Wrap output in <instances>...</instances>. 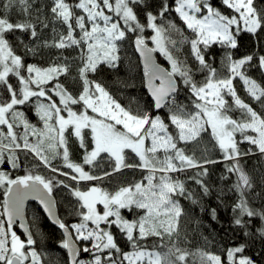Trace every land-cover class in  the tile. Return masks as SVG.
Returning <instances> with one entry per match:
<instances>
[{"label":"snow or ice","instance_id":"6c2138e0","mask_svg":"<svg viewBox=\"0 0 264 264\" xmlns=\"http://www.w3.org/2000/svg\"><path fill=\"white\" fill-rule=\"evenodd\" d=\"M218 4L50 0L35 17L33 0L0 4V165L11 169L0 170V264H44L24 223L30 198L62 232L68 264H264V0ZM13 5L23 19L10 18ZM245 36L251 48L241 52ZM126 41L142 61L146 101L122 103L101 79L119 73ZM69 50L75 55H65ZM27 55L48 59L29 63ZM69 76L77 89L66 86ZM237 83L259 110L238 94ZM205 135L219 159L207 147L197 154ZM73 140L80 162L72 159ZM21 154L35 163L15 174ZM253 157L255 174L246 167ZM216 164L224 166L218 185L209 180V165ZM125 170L141 178L103 186ZM58 189L72 198L68 214L75 221L58 214ZM197 209L217 223L220 211L227 213L225 242L201 235L205 247L183 246L190 243L187 232L181 236L183 221H194V232L203 224ZM17 221L24 239L14 230Z\"/></svg>","mask_w":264,"mask_h":264},{"label":"trees","instance_id":"16d2710c","mask_svg":"<svg viewBox=\"0 0 264 264\" xmlns=\"http://www.w3.org/2000/svg\"><path fill=\"white\" fill-rule=\"evenodd\" d=\"M4 0H0V4H2ZM50 2V0H33V17H35L36 9H39L41 14H44L47 12L46 5ZM151 2L156 3L157 0H151ZM261 0H257V3H260ZM217 6L218 0H217ZM10 18L12 20H18L23 19L24 17L20 13L19 7L16 5H13L12 9L8 13ZM43 18V17H42ZM50 19V17H49ZM169 19L173 20L178 26L182 27V22L179 20V18L172 14L169 16ZM46 34H50V29L44 30ZM150 30H148L145 35L149 36ZM186 35H190V33H185ZM17 35H20L22 38L23 34L17 33ZM173 39H179L177 36L173 35ZM25 42L26 38H25ZM150 43V41H149ZM244 47L241 48V52L249 50L251 48V43L247 36H245L243 40ZM187 46H185L186 51ZM18 53L23 54V48L17 49ZM45 53H47L49 50L45 49ZM55 51V50H52ZM75 55V53H72L71 50L65 53V55ZM121 56H122V63L120 66L119 73L115 72H105L102 74L101 79L105 80L113 94L122 102L127 103L130 98H142V101H146L149 99V97L146 94V89L142 83L143 75H142V69L138 60V57L136 56L133 45L131 42H124L121 45ZM48 59V56L45 55L43 57L37 56L33 57L31 55L25 56V60L29 63H44ZM220 57H217V64L216 66L220 71H223L222 65L219 63ZM158 62H163V66L167 67V61L164 60L163 57H158ZM73 75H75V72L73 71ZM254 77L258 78L259 74L253 72ZM66 86L69 87V90H75L79 87L78 84L73 82L72 76H69L66 78ZM237 89L238 94L241 95L242 98L247 100L248 102L252 103L254 107L259 110V105L251 101L247 94L243 91V86L239 83H237ZM22 108L27 112L30 120L32 123L36 124L38 122V117L35 115L34 110L31 109V105L22 106ZM238 115V113L234 114ZM41 126V125H38ZM208 137L205 135L204 140L202 141L201 145L197 148V154L199 155L200 152L203 151L204 147H207L210 150V154L212 158L219 159V153L216 150H211L212 145L208 143ZM242 148H247V145H242ZM71 153H72V159L80 162L82 158V150L79 149L78 143H76L74 140L71 142ZM131 156V154H130ZM21 160L22 165L21 168L18 170H12L15 172V174H24L25 169L30 168L34 161H32L31 157H28L27 159L24 158L23 154H21ZM258 160L259 157H253L252 159L247 161L246 167L249 169L250 172H253L255 174V171H259L258 167ZM57 163V166H61L59 162ZM253 166H257L255 168V171L253 170ZM223 164H216V165H209V171H210V177L209 180L213 184H219L218 177L220 176L221 172L223 171ZM3 169H10V166L0 165V170ZM43 174H49L47 170L39 169ZM141 172L140 171H132V170H125L121 174L113 175L110 179H105L103 181V186L107 187L109 190H113L116 187L120 186L121 184L138 180L141 178ZM183 179L184 177L181 176ZM191 183V182H189ZM54 197L57 202L59 215L62 219L65 221H75L76 217L70 216L68 213L70 212L69 203L72 199L69 196V193L66 189H58L54 193ZM0 199H2V196H0ZM182 203L185 206H189L187 201H182ZM208 203L211 206H215V201L209 200ZM259 203V202H257ZM197 215L202 220L203 224L199 229V232H194L193 230L197 227L194 221L188 220L187 218L185 221H183V231L181 232V236L183 237L184 232H187L188 239L190 243L183 245L184 247H187L191 250L196 249L197 247H205L204 241L201 238V235H208L209 239L212 240L213 236L215 237V241L219 243L225 242L228 237H225V231L224 229L227 228V221H228V215L224 210L220 211L219 220L220 223H217L215 221H212L210 217L200 214L198 209L196 210ZM125 215H128L127 212L124 213ZM28 220L29 224L32 230V233L34 237L37 239V250L39 252H45L48 255V258L50 260V263L52 264H68V257L66 254L65 249L60 247V241L62 239V233L59 229L54 227L46 218L42 210L36 205L31 204L28 208ZM221 224L224 225V227H221ZM15 231H17V228H14ZM17 234L21 236L22 239H24V236L20 234L17 231ZM231 233H229V236ZM221 237H224L225 240L222 241ZM155 242V238H153L150 241L144 242L147 245H150L151 243ZM120 243L125 248V250L130 251V247L127 245L126 241H124L123 237H120ZM208 250H214L213 246L209 245ZM85 259L89 258L87 254L84 255Z\"/></svg>","mask_w":264,"mask_h":264},{"label":"water","instance_id":"95a60500","mask_svg":"<svg viewBox=\"0 0 264 264\" xmlns=\"http://www.w3.org/2000/svg\"><path fill=\"white\" fill-rule=\"evenodd\" d=\"M133 49H134V46H133ZM134 52H135V54H136V56L138 57V60H139V63H140V66H141V69H142V75H143V65H142V61H141V59H140V57H139V54L135 51V49H134ZM157 62H158V60H157ZM159 63V62H158ZM163 66V65H162ZM54 200L56 201V199H55V197H54ZM30 204H36L41 210H42V212L44 213V215L46 216V218L48 219V221L52 224V222H51V220H50V218L47 216V214L43 211V207H42V205H40V203H39V201H37V200H33V199H29V200H26L25 201V205H24V214H25V219H24V223H25V225H27L28 227H29V229L31 230V227H30V224H29V220H28V215H27V213H28V207H29V205ZM56 205H57V202H56ZM57 212H58V214H59V211H58V206H57ZM53 225V224H52ZM54 227H56L55 225H53ZM14 227H17V229L19 230V232L24 236V238H25V236H26V233H24V229L23 228H21L20 226H19V221H17V223H16V225L14 226ZM57 228V227H56ZM58 229V228H57ZM32 231V230H31ZM61 232V231H60ZM62 233V232H61ZM66 251V254H67V250H65ZM67 257H68V254H67Z\"/></svg>","mask_w":264,"mask_h":264},{"label":"rangeland","instance_id":"374dc122","mask_svg":"<svg viewBox=\"0 0 264 264\" xmlns=\"http://www.w3.org/2000/svg\"><path fill=\"white\" fill-rule=\"evenodd\" d=\"M42 126V125H41ZM41 253V255H42V258H43V260H44V264H52V263H50V260H49V258H48V255L45 253V252H40Z\"/></svg>","mask_w":264,"mask_h":264},{"label":"flooded vegetation","instance_id":"af4514ba","mask_svg":"<svg viewBox=\"0 0 264 264\" xmlns=\"http://www.w3.org/2000/svg\"><path fill=\"white\" fill-rule=\"evenodd\" d=\"M14 228H17V227H14ZM17 231H18V229H17ZM19 232V231H18ZM20 233V232H19ZM21 234V233H20Z\"/></svg>","mask_w":264,"mask_h":264}]
</instances>
